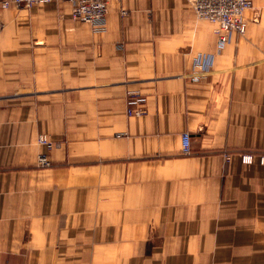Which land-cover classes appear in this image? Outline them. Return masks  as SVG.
Instances as JSON below:
<instances>
[{"label": "crops", "instance_id": "0c3cea01", "mask_svg": "<svg viewBox=\"0 0 264 264\" xmlns=\"http://www.w3.org/2000/svg\"><path fill=\"white\" fill-rule=\"evenodd\" d=\"M68 8L3 12L0 264H264L263 16L219 44L185 0Z\"/></svg>", "mask_w": 264, "mask_h": 264}, {"label": "built area", "instance_id": "2783aa9c", "mask_svg": "<svg viewBox=\"0 0 264 264\" xmlns=\"http://www.w3.org/2000/svg\"><path fill=\"white\" fill-rule=\"evenodd\" d=\"M54 0H0L1 8L9 7H32L43 5ZM67 2L70 6V15L73 19L86 21L90 24L100 23L107 12L109 0H61ZM193 10L197 18L208 21L213 24V31L219 44L225 43L234 32L244 34L247 27L245 11L252 7L251 0H185ZM194 59L192 79L198 78V72H207L211 65V60H207L205 55ZM128 115H140L143 113V98L129 94ZM134 105V106H133ZM38 142L45 144L48 148L52 147L53 142L44 134L38 137ZM190 149V135L187 131L181 134V150L186 153ZM38 162L42 165H48L50 162L45 154L38 156Z\"/></svg>", "mask_w": 264, "mask_h": 264}, {"label": "rangeland", "instance_id": "374dc122", "mask_svg": "<svg viewBox=\"0 0 264 264\" xmlns=\"http://www.w3.org/2000/svg\"><path fill=\"white\" fill-rule=\"evenodd\" d=\"M252 2V7H253V11L257 12L259 15H262L263 16V22L262 24L264 25V0H251ZM51 3H55V4H64L66 6V4L68 5V9L66 11L70 12V6L68 3L64 2V1H61V0H54V1H51ZM66 3V4H65ZM47 4V3H46ZM46 4H43V5H35L33 6L34 8H40V9H43L44 6ZM25 7L24 6H19V7H9V8H1L0 7V30H3L5 28V25H6V22H7V19L5 18V16L3 15V12L4 11H7V10H14L15 13H18L19 11H21L22 9H24ZM35 10V9H34ZM33 11V10H32ZM26 12V11H24ZM30 11H28L29 13ZM253 12V13H255ZM23 13V12H22ZM107 13V12H106ZM15 15V14H14ZM213 25V24H212ZM212 30H213V26H212ZM214 32V31H213ZM215 34V33H214ZM36 40V39H35ZM26 41V40H25ZM34 40H31L30 41V45L26 46V48H30V49H34V47L36 46L34 43H33ZM34 46V47H33ZM14 91L13 93L15 95H23L25 93H29V92H33L37 89L35 83L33 81L29 82V81H21V82H17L15 84V87L13 88Z\"/></svg>", "mask_w": 264, "mask_h": 264}, {"label": "bare ground", "instance_id": "6f19581e", "mask_svg": "<svg viewBox=\"0 0 264 264\" xmlns=\"http://www.w3.org/2000/svg\"><path fill=\"white\" fill-rule=\"evenodd\" d=\"M80 21V20H79ZM238 33V32H237ZM49 160V159H48ZM39 163V162H38Z\"/></svg>", "mask_w": 264, "mask_h": 264}]
</instances>
